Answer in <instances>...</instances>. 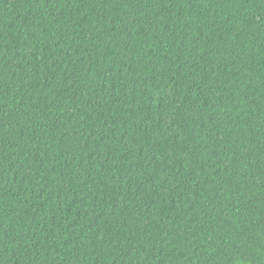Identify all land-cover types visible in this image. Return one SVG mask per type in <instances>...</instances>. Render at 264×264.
<instances>
[{
  "label": "trees",
  "instance_id": "1",
  "mask_svg": "<svg viewBox=\"0 0 264 264\" xmlns=\"http://www.w3.org/2000/svg\"><path fill=\"white\" fill-rule=\"evenodd\" d=\"M0 264H264V0H0Z\"/></svg>",
  "mask_w": 264,
  "mask_h": 264
}]
</instances>
